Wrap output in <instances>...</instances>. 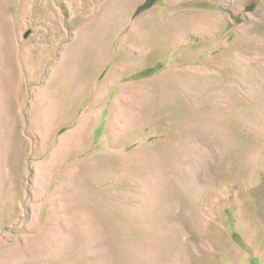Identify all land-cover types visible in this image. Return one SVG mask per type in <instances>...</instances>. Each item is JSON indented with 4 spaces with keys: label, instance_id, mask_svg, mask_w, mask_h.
Segmentation results:
<instances>
[{
    "label": "rangeland",
    "instance_id": "374dc122",
    "mask_svg": "<svg viewBox=\"0 0 264 264\" xmlns=\"http://www.w3.org/2000/svg\"><path fill=\"white\" fill-rule=\"evenodd\" d=\"M110 2L0 0V264H264V0Z\"/></svg>",
    "mask_w": 264,
    "mask_h": 264
},
{
    "label": "crops",
    "instance_id": "0c3cea01",
    "mask_svg": "<svg viewBox=\"0 0 264 264\" xmlns=\"http://www.w3.org/2000/svg\"><path fill=\"white\" fill-rule=\"evenodd\" d=\"M111 1V5L114 6L111 8H115L114 10V14H115V18L114 21H112L110 24L108 23L106 25V28L108 30L114 28V31H122V30H128L129 33H127V38H123L118 40L117 42L120 43V47L119 48H125L127 49V52L129 54L134 53H141V50H138V46L141 44L142 41H147L149 39L152 38L151 35V31H153L154 28V24L152 23L153 21H157L159 18V14H162V11L159 10L160 8H158V3L160 1H165L169 4V6L172 9H177L178 7L180 8L183 4V0H158L152 7L145 9L144 11H142L141 13H139L135 19H132L134 12L136 11V8H138L145 0H109ZM117 1V2H115ZM102 5V4H100ZM98 5V6H100ZM101 7V6H100ZM97 10V9H96ZM92 14H98L96 11L92 12ZM172 13H170L169 15H172ZM118 15V16H117ZM166 16V15H165ZM110 20V19H109ZM108 20V21H109ZM82 32V31H81ZM193 33H195L194 31L190 30H185V29H178L176 32H174L173 34V38H175V41L181 42L182 44H184V42L187 41L188 35H194ZM79 35V34H78ZM80 38L82 37L83 40L86 36H88L87 34H85L84 32H82V34L79 35ZM132 39H128V37ZM79 38V37H78ZM81 40V39H80ZM117 42H115L114 40H112L111 36H110V43L111 44H116ZM79 43V42H78ZM76 43V50H75V70H77L76 68L78 67L80 60H81V55L86 47L87 44L83 43L82 44H78ZM110 44V45H111ZM112 46V45H111ZM146 44L143 46L145 47ZM136 48L137 50H134V52H132V48ZM132 50H131V49ZM134 48V49H135ZM125 57V56H124ZM125 59H127L125 57ZM128 60H131V65L134 66V71H137V69L139 68V72L140 70L143 68V59L141 58H137V57H129ZM126 62V61H125ZM123 63L124 69L126 70L128 68V63ZM114 67L111 69L112 72H114V70H116L117 68H121L123 66H120V63L114 62L113 63ZM104 67L100 68L99 73L97 74V76L94 79V85H93V89L96 90V92H93V94L97 95L95 96V102L98 103L101 99L102 94L104 93V95L107 93L105 92V90H120V86H124L126 88H130V86H128L129 84H132L131 82H125V83H121L120 85H112L110 84L112 81V74L109 73L108 69H104V71H106L103 76L101 77V72H103ZM122 69V68H121ZM109 73V74H108ZM76 77V75H75ZM93 82L88 83L87 80L84 81L81 85L82 88L80 87V83L78 84L79 90H90V86L91 84H93ZM87 85V86H86ZM85 86V87H84ZM86 88V89H85ZM104 90V92H102ZM116 103V102H115ZM125 104H131V102H126ZM136 108V107H135ZM125 111L127 112H131L134 111V108L132 107V109L129 108H125Z\"/></svg>",
    "mask_w": 264,
    "mask_h": 264
},
{
    "label": "trees",
    "instance_id": "16d2710c",
    "mask_svg": "<svg viewBox=\"0 0 264 264\" xmlns=\"http://www.w3.org/2000/svg\"><path fill=\"white\" fill-rule=\"evenodd\" d=\"M158 0H145L138 8H136V15L140 12L144 11L145 9L150 8L152 5H154Z\"/></svg>",
    "mask_w": 264,
    "mask_h": 264
}]
</instances>
